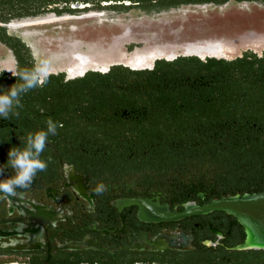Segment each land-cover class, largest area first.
I'll return each instance as SVG.
<instances>
[{
  "label": "flooded vegetation",
  "instance_id": "flooded-vegetation-1",
  "mask_svg": "<svg viewBox=\"0 0 264 264\" xmlns=\"http://www.w3.org/2000/svg\"><path fill=\"white\" fill-rule=\"evenodd\" d=\"M173 13L207 20L193 39L150 33ZM37 59L52 73L0 118V166L49 117L64 126L32 187L0 195V264H264L219 211L154 219L137 204L218 199L196 190L195 155L264 138V0H0V90Z\"/></svg>",
  "mask_w": 264,
  "mask_h": 264
},
{
  "label": "clouds",
  "instance_id": "clouds-1",
  "mask_svg": "<svg viewBox=\"0 0 264 264\" xmlns=\"http://www.w3.org/2000/svg\"><path fill=\"white\" fill-rule=\"evenodd\" d=\"M12 75L18 78V82L10 89L0 90V118H19L23 107L21 98L29 91L43 87L52 73L51 61L48 59H37L31 69L24 68L13 71ZM44 109L41 108L40 112ZM46 129L28 131L21 139L20 147L13 146L8 152V161L0 166V176H3L5 169H11L13 174L4 179H0V195L17 196L18 189L29 190L39 172L46 171L52 157L43 158L49 136L58 134V128H63V124L54 121L51 117L46 120ZM96 195L104 194L108 188L103 182H98L92 189Z\"/></svg>",
  "mask_w": 264,
  "mask_h": 264
},
{
  "label": "trees",
  "instance_id": "trees-1",
  "mask_svg": "<svg viewBox=\"0 0 264 264\" xmlns=\"http://www.w3.org/2000/svg\"><path fill=\"white\" fill-rule=\"evenodd\" d=\"M190 157L192 159L193 156ZM194 160L204 168L205 176L204 185H197L196 190L208 192L211 198L264 190V138H238L232 151L195 155ZM217 213L232 222L245 236L244 228L236 218L224 212Z\"/></svg>",
  "mask_w": 264,
  "mask_h": 264
},
{
  "label": "water",
  "instance_id": "water-1",
  "mask_svg": "<svg viewBox=\"0 0 264 264\" xmlns=\"http://www.w3.org/2000/svg\"><path fill=\"white\" fill-rule=\"evenodd\" d=\"M137 204L144 213L154 219H170L190 215L209 214L216 211L233 216L244 228L246 238L237 250H264V190L255 193L236 194L214 199L205 205L184 204L180 213L172 212L168 206L159 203L151 206V201L141 200Z\"/></svg>",
  "mask_w": 264,
  "mask_h": 264
},
{
  "label": "rangeland",
  "instance_id": "rangeland-1",
  "mask_svg": "<svg viewBox=\"0 0 264 264\" xmlns=\"http://www.w3.org/2000/svg\"><path fill=\"white\" fill-rule=\"evenodd\" d=\"M199 14L183 16L173 13L169 15L152 16L147 22L151 24L150 33H157L163 41L171 40L175 37L180 39H193L198 36L199 29L203 26V18ZM208 28V25H204Z\"/></svg>",
  "mask_w": 264,
  "mask_h": 264
}]
</instances>
